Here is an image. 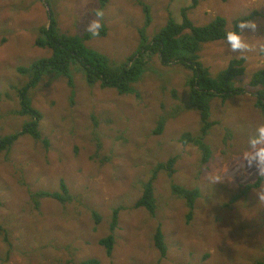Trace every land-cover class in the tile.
I'll list each match as a JSON object with an SVG mask.
<instances>
[{"label": "rangeland", "instance_id": "1", "mask_svg": "<svg viewBox=\"0 0 264 264\" xmlns=\"http://www.w3.org/2000/svg\"><path fill=\"white\" fill-rule=\"evenodd\" d=\"M142 1L151 9L150 37L169 13L181 23L182 8L192 3ZM99 9V0H0V137L21 131L30 121L16 114L21 109L16 88L29 82L18 69L51 56V50L36 45L51 14L70 35L82 36L93 32L91 24H99L96 30L104 24L106 35L86 44L117 64L138 50L146 15L136 0H110L101 15ZM253 13L247 24L255 27L243 29L249 49L233 52L227 41H216L200 53L213 76L231 59L246 60L245 73L235 81L244 92L211 102V120L218 124L205 137L211 150L207 162L198 145L180 142L186 132L199 137L202 124L190 105L187 76L192 73L176 64L167 67L153 58L131 94L89 86L75 67L73 85L60 77L33 88L32 103L43 115L40 129L49 145L24 135L10 152L0 154V264L263 262L264 180L257 189L249 187L261 176L241 150L264 123L250 86L252 76L264 69V0L202 1L189 17L203 26L222 16L232 29L234 21ZM173 157L174 172L161 170L154 180L155 213L137 207L159 164ZM62 181L74 197L71 202L42 198L36 205L35 194L60 192ZM176 185L200 192L190 221L186 200L173 191ZM114 211L118 217L109 255L100 241L112 234ZM158 228L165 255L155 245Z\"/></svg>", "mask_w": 264, "mask_h": 264}, {"label": "trees", "instance_id": "2", "mask_svg": "<svg viewBox=\"0 0 264 264\" xmlns=\"http://www.w3.org/2000/svg\"><path fill=\"white\" fill-rule=\"evenodd\" d=\"M110 0H99L100 9L98 15L102 14L103 9ZM202 1L192 0L191 5L182 8V22L178 23L171 13L165 25L150 37L147 34V27L152 23L151 9L144 1L136 0L142 7L146 15L145 27L140 31V45L138 50L124 63L117 64L111 61L106 55L89 48L86 44L91 39L105 36L107 28L104 24L100 30L87 32L84 35H70L59 26L56 17L51 14L50 23L39 29V36L36 45L40 48L51 50V56L35 61L30 67H20L18 71L21 74L29 76V82L23 87L16 88L20 98L21 109L16 112L19 115H25L30 121L23 126L21 131L10 134L6 137H0V154L10 152L21 136L29 135L37 141H42L46 146L49 142L43 138L40 129V123L43 119L42 113L34 108L31 97V90L46 80H56L60 77L68 79L70 85H73V67L84 76L89 86L99 85L102 88L115 89L119 94H131L135 92L134 85L137 84L149 70L153 58L158 57L164 66L176 64L190 71L192 75L187 76V86L189 88V97L191 108L199 112L201 121V131L199 137H194L190 132H186L180 138L183 144L193 143L198 145L203 151V159L207 162L211 156V150L205 142V137L210 129L218 124L211 120V102L215 98H221L224 102L240 95L243 89L237 88L235 81L245 73V58H234L229 61L228 67L221 70L216 76H213L201 60V51L205 44L216 41H227L226 32L230 30H241L242 23H249L255 17V14L241 17L233 22V28H228V20L222 16L216 17L209 24L198 26L189 17L190 11L196 9ZM227 2L228 0H221ZM250 86L256 89V107L264 115V69L257 71L250 81ZM177 111L174 115H179ZM164 121V120H162ZM163 122L156 129L157 134L163 130ZM177 157L171 158L166 164H159L154 174V179L145 186L142 198L137 202V207H143L151 214L155 213L157 208L155 198L154 180L161 170L173 171ZM264 180V176L250 185L251 189L259 188ZM173 191L179 197L186 200L190 208L188 221L193 216L195 202L199 198L198 189H186L181 186H174ZM36 205H39V199L52 198L60 203L67 204L74 197L70 193L67 184L62 181L60 192L41 191L34 195ZM118 211H114L113 222L111 225L112 234L100 241V244L106 248L110 255L114 248L113 231L117 224ZM96 221L100 222L101 216L98 213L93 214ZM3 233V227L0 226V235ZM154 241L156 247L162 255L166 254L167 247L161 229L158 228ZM94 259L84 261L82 264H98ZM255 264H264V261Z\"/></svg>", "mask_w": 264, "mask_h": 264}, {"label": "clouds", "instance_id": "3", "mask_svg": "<svg viewBox=\"0 0 264 264\" xmlns=\"http://www.w3.org/2000/svg\"><path fill=\"white\" fill-rule=\"evenodd\" d=\"M245 27H255L252 24H241V30H230L226 32L228 45L233 52L247 50L250 48L248 40L245 38L243 29ZM99 28L98 23L90 25V30L95 31ZM241 155L247 161L249 167L255 165L260 176H264V123L258 124L255 127L254 134L247 137L246 145L241 150ZM219 175L216 179H219Z\"/></svg>", "mask_w": 264, "mask_h": 264}, {"label": "water", "instance_id": "4", "mask_svg": "<svg viewBox=\"0 0 264 264\" xmlns=\"http://www.w3.org/2000/svg\"><path fill=\"white\" fill-rule=\"evenodd\" d=\"M46 6L48 7V4H46Z\"/></svg>", "mask_w": 264, "mask_h": 264}]
</instances>
